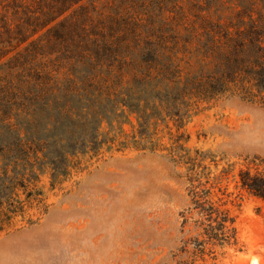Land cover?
Masks as SVG:
<instances>
[{
	"label": "trees",
	"instance_id": "obj_1",
	"mask_svg": "<svg viewBox=\"0 0 264 264\" xmlns=\"http://www.w3.org/2000/svg\"><path fill=\"white\" fill-rule=\"evenodd\" d=\"M228 96L264 106V0H0V231L41 202L43 170L58 181L98 153L103 122L134 114L147 141L158 121ZM188 170L180 251L206 264L239 243L231 193L201 162ZM238 184L264 202V157Z\"/></svg>",
	"mask_w": 264,
	"mask_h": 264
},
{
	"label": "rangeland",
	"instance_id": "obj_2",
	"mask_svg": "<svg viewBox=\"0 0 264 264\" xmlns=\"http://www.w3.org/2000/svg\"><path fill=\"white\" fill-rule=\"evenodd\" d=\"M122 120L103 122L109 140L65 177L54 181L43 170L35 182L41 202L0 231V264L189 263L180 251L190 237L181 213L190 203L192 162L211 171L218 196L219 187L231 193L239 240L197 263L264 264V202L238 184L248 159L264 157V106L240 96L201 101L181 121H158L147 141L134 114Z\"/></svg>",
	"mask_w": 264,
	"mask_h": 264
}]
</instances>
